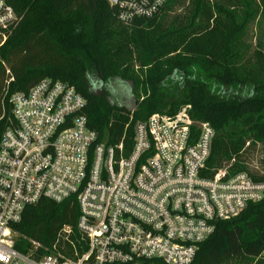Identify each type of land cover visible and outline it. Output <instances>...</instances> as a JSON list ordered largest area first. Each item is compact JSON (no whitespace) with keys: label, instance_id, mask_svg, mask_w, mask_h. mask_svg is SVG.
<instances>
[{"label":"built area","instance_id":"2783aa9c","mask_svg":"<svg viewBox=\"0 0 264 264\" xmlns=\"http://www.w3.org/2000/svg\"><path fill=\"white\" fill-rule=\"evenodd\" d=\"M168 0H119L120 22L156 16ZM18 24L0 0V47ZM0 135V264H190L218 222L264 197V182L228 165L207 171L213 130L193 123L189 106L152 114L133 129L131 146L98 143L72 86L44 79L10 99ZM194 126L196 128H194ZM40 199H74L79 216L51 252L22 254L12 230Z\"/></svg>","mask_w":264,"mask_h":264},{"label":"trees","instance_id":"16d2710c","mask_svg":"<svg viewBox=\"0 0 264 264\" xmlns=\"http://www.w3.org/2000/svg\"><path fill=\"white\" fill-rule=\"evenodd\" d=\"M18 17V24L0 47V135L11 123V97L27 92L44 79L72 86L85 100L84 116L98 143L131 146L133 129L152 114L173 116L189 106L193 123H207L213 130L207 171L228 165L245 172L246 151L264 147V78L260 82L239 79L226 55L218 53L230 44L235 14L217 0H168L150 18L120 22L118 9L107 0H5ZM256 0H245L250 13ZM182 7L187 16L164 26L167 14ZM170 39L181 56L168 61L170 74H155L145 81L144 99L130 89L133 108L118 102L107 85L110 79H129L124 63L136 43L149 46L155 34ZM154 41V42H157ZM202 66V67H201ZM194 128H196L194 126ZM252 177L264 182V177ZM77 203L68 199L54 203L40 199L26 207L12 227L18 239L14 248L22 254L51 252L58 232L73 229ZM238 261L264 264V197L250 203L236 217L218 222L214 232L198 245L190 264ZM138 264H162L140 261Z\"/></svg>","mask_w":264,"mask_h":264},{"label":"rangeland","instance_id":"374dc122","mask_svg":"<svg viewBox=\"0 0 264 264\" xmlns=\"http://www.w3.org/2000/svg\"><path fill=\"white\" fill-rule=\"evenodd\" d=\"M211 1V0H210ZM235 14L230 44L224 46L218 53L220 62L226 55L228 63L234 68L236 76L241 80L250 82H260L264 78V0H256L255 5H251L250 13H245L242 5L245 0H217ZM187 16L182 7L174 8L167 14L164 26H169L176 19ZM162 34L157 33L149 46L134 44L130 50V57L126 58L124 67H127L133 81L110 79L107 85L113 95L123 106L128 109L133 108V98L130 97V89L133 87L134 97L141 101L144 99L145 81L148 77L164 72L172 73L168 61L181 56V50L173 51L177 46H168L170 39L162 38ZM157 41V42H154ZM202 67V66H201ZM245 172L249 175L264 177V147L262 144L253 145L246 151ZM220 264H245L233 261Z\"/></svg>","mask_w":264,"mask_h":264},{"label":"water","instance_id":"95a60500","mask_svg":"<svg viewBox=\"0 0 264 264\" xmlns=\"http://www.w3.org/2000/svg\"><path fill=\"white\" fill-rule=\"evenodd\" d=\"M108 1H110L113 4H116L119 0H108Z\"/></svg>","mask_w":264,"mask_h":264}]
</instances>
